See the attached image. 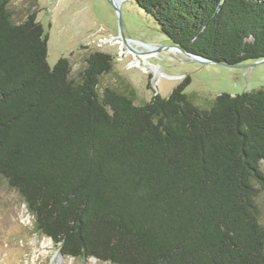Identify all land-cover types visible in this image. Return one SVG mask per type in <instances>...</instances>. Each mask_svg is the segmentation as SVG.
<instances>
[{"label":"trees","instance_id":"16d2710c","mask_svg":"<svg viewBox=\"0 0 264 264\" xmlns=\"http://www.w3.org/2000/svg\"><path fill=\"white\" fill-rule=\"evenodd\" d=\"M170 43L223 63L264 58V0H132ZM0 0V176L63 257L110 264H264V86L143 103L97 89L112 57L79 78L47 62L36 10Z\"/></svg>","mask_w":264,"mask_h":264},{"label":"rangeland","instance_id":"374dc122","mask_svg":"<svg viewBox=\"0 0 264 264\" xmlns=\"http://www.w3.org/2000/svg\"><path fill=\"white\" fill-rule=\"evenodd\" d=\"M7 4L15 22L36 10V20L48 34V64L52 66L61 56L68 58L69 74L75 79L89 53L99 50L111 54L112 68L99 76L97 89L111 86L129 95L135 104L148 101L154 92L166 97L184 75L190 77L185 93L203 108L221 92L234 95L264 86V62L229 67L200 63L179 51L160 49L150 55L143 53L145 64L140 59V65L130 66L138 55L121 41L113 42L121 34L137 50L143 48L134 42L156 47L171 44L152 17L132 0L122 1L118 11L110 0H9ZM104 38L113 40L98 46ZM256 203L264 226V191L257 194ZM34 221L19 193L0 176V264H110L95 258L61 256L49 237L35 231Z\"/></svg>","mask_w":264,"mask_h":264},{"label":"water","instance_id":"95a60500","mask_svg":"<svg viewBox=\"0 0 264 264\" xmlns=\"http://www.w3.org/2000/svg\"><path fill=\"white\" fill-rule=\"evenodd\" d=\"M112 5L114 6V8L118 11V5L124 1V0H120L119 3L115 2L114 0H110ZM113 39L112 38H104L102 39V41L98 44V46H102L103 45V42H107V41H112ZM121 41L122 43L126 44L128 46V51H131L133 52L134 54L138 55V58H135L134 60H132V64H130V66H138L140 65V59H142L143 63L145 64L146 63V57L145 59L142 58V54L143 53H148V55L154 53L155 51L157 50H160V49H169V50H174V51H179L181 52L182 54H184L185 56H187L188 58L190 59H193L197 62H200V63H208V62H213V63H218V64H222V65H225V66H231V67H237V66H241L240 64H229V63H223V62H217V61H214V60H211V59H208V58H205V57H202V56H199V55H196L194 53H191V52H188L186 50H184L183 48H181L178 44H173L171 43L170 45H167V46H159V47H156V46H152V45H148V44H144V43H141V42H134L137 46H141L143 49L142 50H137V48H134L129 39L125 38L124 36H122L121 34V38L120 37H117L113 40V42H119ZM95 51H99V50H95ZM94 52V51H93ZM103 52V51H101ZM92 53V52H91ZM107 53V52H105ZM109 54V53H107ZM111 55V54H110ZM112 57V55H111ZM138 63H137V62ZM259 62H264V58H261V59H257V60H254L252 63L250 64H254V63H259ZM112 63H113V57H112ZM112 63H111V68H112ZM153 65H151L152 67ZM155 66V65H154ZM143 70H146V67L143 65L141 66ZM111 68L107 71L109 72L111 70ZM106 73V72H104ZM185 76V75H184ZM182 76V78L184 77ZM181 78V79H182ZM111 87V86H109ZM113 88V87H112ZM157 92H154L153 94H155Z\"/></svg>","mask_w":264,"mask_h":264},{"label":"bare ground","instance_id":"6f19581e","mask_svg":"<svg viewBox=\"0 0 264 264\" xmlns=\"http://www.w3.org/2000/svg\"><path fill=\"white\" fill-rule=\"evenodd\" d=\"M115 2H117V3H119V0H114ZM53 264H54V262H53Z\"/></svg>","mask_w":264,"mask_h":264}]
</instances>
